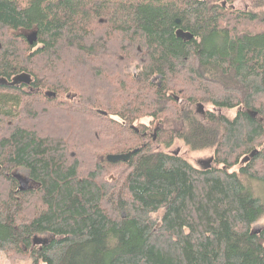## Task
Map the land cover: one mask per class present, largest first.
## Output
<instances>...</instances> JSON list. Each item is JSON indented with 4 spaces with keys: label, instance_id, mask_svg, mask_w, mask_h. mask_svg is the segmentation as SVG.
<instances>
[{
    "label": "trees",
    "instance_id": "16d2710c",
    "mask_svg": "<svg viewBox=\"0 0 264 264\" xmlns=\"http://www.w3.org/2000/svg\"><path fill=\"white\" fill-rule=\"evenodd\" d=\"M21 72L29 85H0L10 262L264 264L249 183L264 190V0H0V77ZM195 102L235 114L201 120ZM176 140L212 148L210 165L168 151Z\"/></svg>",
    "mask_w": 264,
    "mask_h": 264
},
{
    "label": "rangeland",
    "instance_id": "374dc122",
    "mask_svg": "<svg viewBox=\"0 0 264 264\" xmlns=\"http://www.w3.org/2000/svg\"><path fill=\"white\" fill-rule=\"evenodd\" d=\"M243 2H237L236 4H234L236 7L239 8H243L245 5L242 4ZM29 33V32H28ZM134 64L129 65V69L131 72H135L136 69L134 68ZM184 102H182L183 104ZM199 105L201 106L200 108ZM192 112L196 115L197 118L203 120L205 114H201L199 111L203 110L206 112H214L215 114H220L221 112L223 114H225L228 117H233L235 114V109H230V110H226V109H219V108H213L212 105H210L209 103H200V102H195L192 105ZM142 123L152 126V124L150 123V119L148 117H143L142 118ZM179 122H174L172 121L171 125L172 126H178ZM155 127V125L153 124V128ZM156 144H152L151 148H155ZM178 149V152L180 155H182L186 160H188L193 166L200 168V164L198 163L200 160L204 161L207 160V158L213 157V149L209 148V149H204V150H198V151H188L186 147L183 146L181 141H174L173 144L171 146H169L168 151L172 152L174 150ZM20 174L26 178H28L26 171L21 170V169H15V174ZM250 185L252 187L253 192L255 193V195H257L262 202H264V190L263 187L261 185V183H258V181L255 180H250ZM264 217H262L260 220L257 221V223L254 225V229H257L258 227H261V224L263 223ZM39 237L44 238L45 235H39ZM30 262L28 260H16L15 262H10L7 257H5V254L3 252H0V264H29Z\"/></svg>",
    "mask_w": 264,
    "mask_h": 264
},
{
    "label": "water",
    "instance_id": "95a60500",
    "mask_svg": "<svg viewBox=\"0 0 264 264\" xmlns=\"http://www.w3.org/2000/svg\"><path fill=\"white\" fill-rule=\"evenodd\" d=\"M178 22V20H177ZM176 36L178 38H181L183 40H190L193 35L190 33V32H187V31H183L182 29H177L176 30ZM36 31H31L29 32L28 34H26V40L27 42L32 45L35 41H36ZM31 83V77H30V74L26 73V72H21V73H18L12 77H10V80H7L6 78H3V77H0V85H7V86H15V85H19V84H25V85H29ZM45 95L47 97H54L55 96V92L53 91H45ZM201 106L199 105L198 108H200ZM153 138L155 137L154 135H152ZM138 149L134 148L132 149L131 151H127V152H121V153H110V154H107L106 155V160L113 163V162H117V161H123V162H126L130 159V156L131 154L137 152ZM255 151L251 152V155L254 154ZM178 153V150H176L174 152V154H177ZM211 162V159L209 158L207 160V164H210ZM14 177H15V180H17L18 182V189L19 190H26V189H30L31 186H30V179L20 175V174H13ZM48 241V238L44 237V238H41V237H37L35 236L32 243H35V244H45V242Z\"/></svg>",
    "mask_w": 264,
    "mask_h": 264
},
{
    "label": "flooded vegetation",
    "instance_id": "af4514ba",
    "mask_svg": "<svg viewBox=\"0 0 264 264\" xmlns=\"http://www.w3.org/2000/svg\"><path fill=\"white\" fill-rule=\"evenodd\" d=\"M202 115L203 114H205V111H203V110H200L199 111ZM204 116V115H203ZM156 124V123H155ZM154 124V125H155ZM156 127V126H155ZM178 141V140H177ZM176 150H178V149H176ZM176 150H174V151H172V152H175ZM177 154H179V152L177 153ZM209 158H207V160H208ZM210 159H211V157H210ZM207 160H204V161H202V160H200L198 163L200 164V168H203V167H208L210 164H207ZM212 160V159H211Z\"/></svg>",
    "mask_w": 264,
    "mask_h": 264
},
{
    "label": "bare ground",
    "instance_id": "6f19581e",
    "mask_svg": "<svg viewBox=\"0 0 264 264\" xmlns=\"http://www.w3.org/2000/svg\"><path fill=\"white\" fill-rule=\"evenodd\" d=\"M193 60H195V59H193ZM194 75V74H193Z\"/></svg>",
    "mask_w": 264,
    "mask_h": 264
}]
</instances>
